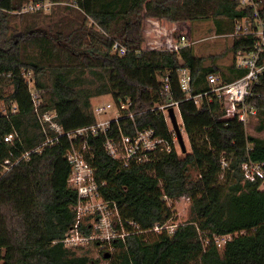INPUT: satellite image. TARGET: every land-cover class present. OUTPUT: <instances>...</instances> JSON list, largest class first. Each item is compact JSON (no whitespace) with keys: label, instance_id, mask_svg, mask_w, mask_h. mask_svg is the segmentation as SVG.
Segmentation results:
<instances>
[{"label":"trees","instance_id":"16d2710c","mask_svg":"<svg viewBox=\"0 0 264 264\" xmlns=\"http://www.w3.org/2000/svg\"><path fill=\"white\" fill-rule=\"evenodd\" d=\"M50 1L66 2L76 19H55L43 8L16 14L12 12L30 0H0V264L92 261L85 251L78 252L82 247H67L60 240L76 220L72 206L78 200L77 191L68 185V139L34 150L29 159L4 171L6 158L16 161L47 138L35 112L28 72L43 90L41 111H57L66 129L96 120L93 97L130 96L132 108L139 112L137 124L155 127L172 144L171 151L158 150L148 161L122 167L106 152L105 135L90 138L97 177L107 181L102 192L141 230L114 242L112 264H264V189L260 180L247 179L242 167L248 160L264 162V137L249 133L238 116L224 118L218 96L204 95L200 105L186 99L178 72L183 66L192 69L195 94L210 89V73L224 81L236 80L247 72L236 65L238 52L252 50L256 36L235 34L233 61L224 67L207 64L192 44L179 49L142 46L147 18L213 19L218 31L234 33L236 20L254 16V8L239 7L238 0ZM257 1L264 18V0ZM17 15L19 27L12 23ZM115 40L127 46L126 54L112 52ZM165 70L170 93L158 77ZM168 99L180 101L191 144L184 155L165 114L151 109ZM246 104L257 109V128L263 130L264 71ZM11 133L13 141L6 140ZM191 165L198 169L197 177L189 175ZM182 196L191 199L190 218L172 234L148 237L156 232L150 230L155 225L176 218L169 201ZM226 234L232 236L220 248L215 235Z\"/></svg>","mask_w":264,"mask_h":264},{"label":"built area","instance_id":"2783aa9c","mask_svg":"<svg viewBox=\"0 0 264 264\" xmlns=\"http://www.w3.org/2000/svg\"><path fill=\"white\" fill-rule=\"evenodd\" d=\"M239 7L251 6L254 8V16H244L236 20L235 34H254L256 41L250 51H239L236 59L238 67H244L247 72L240 78L233 81H224L220 75L210 73L208 79L211 83L210 89L195 94L193 92V73L190 67H180L179 81L181 88L187 94L186 99H193L198 105L201 98L207 95L209 99L215 96L221 98L225 108L224 118L238 116L245 123L250 115L257 114L255 107L246 104V98L252 94L254 85L258 82L264 71V18L260 17L261 5L257 0H238ZM51 4L46 2L30 3L25 7V11H35L43 8L48 10ZM170 49H179L190 44L186 34H181L178 42L169 39L167 42ZM128 48L119 40L113 43L112 52L120 55L126 54ZM31 72L26 73L29 88L35 104V112L42 130L47 138L36 147L22 152L21 156L12 161L6 158L3 162L4 171L9 170L18 160L29 159L34 150H40L45 145H51L66 137L69 146L65 157L70 165L68 185L78 193V200L72 206L75 211L76 220L68 232L60 240L67 247L80 248L90 243L102 248L115 250L116 242L126 238L127 235L138 233L141 230L136 220L126 218L122 215L118 203L114 199L107 198L101 187L107 184L106 180H99L97 177V167L94 165L95 152L90 143L91 137L105 135L103 146L106 152L117 159L122 167H129L133 163H141L152 158L158 150H172V144L162 136L153 126H139L135 120L139 113L135 111L133 99L130 96L113 97L103 100L93 106L96 120L92 123L72 129H66L58 121V113L55 110L41 111L42 89L36 87ZM159 79L163 82L166 93L171 91V80L169 71L158 73ZM179 100L168 99L163 103L153 106L152 110L162 111L167 122L173 130L175 144L178 147V138L174 130L170 117L172 107L177 115L176 109L180 112ZM120 119H126L124 123H117ZM180 124V123H179ZM181 127V126H180ZM50 129L56 131L55 135H50ZM128 130V131H127ZM8 141H13L14 134L5 137ZM180 145V144H179ZM243 172L247 179L251 181L260 180V187L264 189V162L248 160L243 163ZM169 219L164 223L155 225L150 230L166 232L172 234L180 223L171 222ZM231 234L215 235V242L222 248L225 241Z\"/></svg>","mask_w":264,"mask_h":264},{"label":"rangeland","instance_id":"374dc122","mask_svg":"<svg viewBox=\"0 0 264 264\" xmlns=\"http://www.w3.org/2000/svg\"><path fill=\"white\" fill-rule=\"evenodd\" d=\"M50 3L51 6L46 13H53L55 19H63L69 21L76 19V13L71 12L66 8V2L54 3L50 0L44 1ZM30 2H26L24 7L20 10H16L12 13L21 14L25 13L24 10ZM19 15L12 20V23L17 27L21 26V20ZM181 34H186L190 44L194 45L196 53L205 56V62L209 65L217 64L222 67L229 65L233 61V51L230 49L235 33H226L218 31L213 19H200L197 21L181 20L171 21L167 19L147 18L144 21V35L145 40L143 42V48H159L168 47L167 42L171 39L173 42H178ZM31 74V73H30ZM111 98L110 94H104L95 96L92 98V104L95 106L97 103ZM2 108H5V104L2 102ZM177 118L183 131L187 150L191 149L190 140L188 134L183 125V120L180 112L176 109ZM249 120L245 123L247 131L264 137V129L259 130V118L255 115H250ZM178 149L180 155H184L181 146L178 143ZM189 175L191 177L198 176V169L191 165L189 167ZM172 204L176 218L172 219L171 222L183 223L191 216V199L188 196H182L179 199L169 201ZM158 232H152L148 234V237H153ZM84 248V250H81ZM78 249V252L85 251L92 258L90 264H112L115 257L114 250L106 249L111 253L110 257H104L105 250L90 243L84 247Z\"/></svg>","mask_w":264,"mask_h":264},{"label":"water","instance_id":"95a60500","mask_svg":"<svg viewBox=\"0 0 264 264\" xmlns=\"http://www.w3.org/2000/svg\"><path fill=\"white\" fill-rule=\"evenodd\" d=\"M169 112H170V117L172 119V124H173L174 130L176 132L179 144L181 146L182 151L185 152L187 150V145L185 143L183 131L180 127L177 115H176V113L172 107L170 108ZM104 256L108 258L111 256V253L109 251H107V252H105Z\"/></svg>","mask_w":264,"mask_h":264}]
</instances>
